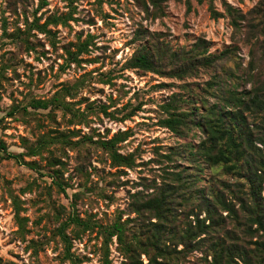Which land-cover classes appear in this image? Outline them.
Masks as SVG:
<instances>
[{
  "label": "rangeland",
  "instance_id": "obj_1",
  "mask_svg": "<svg viewBox=\"0 0 264 264\" xmlns=\"http://www.w3.org/2000/svg\"><path fill=\"white\" fill-rule=\"evenodd\" d=\"M159 1L165 15L152 18L136 0H0V142L20 155L6 158L0 151V264H71L58 229L73 215L91 222L89 228L73 223L66 228L77 264H105L106 260L111 264H154L151 255L155 248L148 241L153 240L154 224L160 225V221L136 208L139 201L173 183L170 173L176 172L194 180L176 184L167 196L173 213H167L169 220L162 229L166 241L160 242L157 262L213 263L204 250L173 242L168 228L194 227L197 216L209 223L202 202L188 199L186 181L204 188L218 179L230 180L231 175L223 166H210L203 157L190 154L204 139L199 128L191 126L181 135L161 123L168 117L165 105L174 95L185 100L180 111L198 107L200 114L216 103L215 98L196 90L213 71L180 80L131 68L128 63L145 44V39L135 38L145 29L159 34L173 49H191L199 37L210 41L209 51L214 54L236 47L235 58L227 67L240 77L239 84H234L240 89L251 87L247 77L257 69H251V46L233 41V27L226 15L213 19L207 2L190 0L192 10L187 12L186 0ZM226 1L246 13L259 0ZM215 5L223 11L220 0ZM148 6L153 7L149 2ZM69 11L73 18L68 25L48 26L51 36L30 27ZM89 35L88 50L79 56V63L71 62L67 50L76 51ZM67 86H75L73 94L62 92ZM56 95L71 104V112L50 104L47 108L31 105L33 99L49 101ZM15 105L26 111L21 108L10 115ZM121 132L127 136L116 144V150L133 155L130 166L114 162L100 143ZM45 138L47 144L32 154ZM173 153L172 161L164 156ZM15 199L22 207L20 215L27 219L24 230L16 219ZM223 217L232 218L227 212ZM116 221L126 227V242L141 243L133 261L117 237L105 241L102 227ZM240 227L228 222L232 233L221 235L226 237V246L238 243L241 250L232 249L236 252L227 264H264V240ZM205 236L192 243L207 244L202 241Z\"/></svg>",
  "mask_w": 264,
  "mask_h": 264
},
{
  "label": "trees",
  "instance_id": "obj_2",
  "mask_svg": "<svg viewBox=\"0 0 264 264\" xmlns=\"http://www.w3.org/2000/svg\"><path fill=\"white\" fill-rule=\"evenodd\" d=\"M136 1L152 18L165 15L164 6L159 0ZM197 1L199 4L204 2L209 4L208 9L213 19L226 15L233 27V41H244L251 46L250 65L251 69H257V71L248 74L247 82L251 83L250 88L240 89L239 86H234V84H239L237 80L240 77L231 67H227L228 62L235 58L233 53L236 47L227 48L214 54L209 51L210 41L204 37H199L191 49H173L159 34L150 33L145 29L139 30L135 38L145 39L146 42L135 51L128 65L131 68H140L180 80L198 77L201 72L207 70L213 71L210 79L203 84L196 85V90L218 101L199 114L198 107L180 111L178 107L185 100L174 95L165 105L168 117L161 123L172 132L181 135L185 134V129H191V126L199 128L204 139L197 147V151L191 150L190 154H198L210 166H223L226 172L231 175V179H218L204 188H198L195 181H191V183L186 181L188 182L185 183V188L189 192L188 199L202 202V210L207 213L209 223L206 224V219L200 220L197 216L198 223L194 227L190 226L176 231L168 228V230H172L173 242L181 243L185 248L190 245L194 247V250H204L207 255L212 256V264H227L233 258V252H236L232 249L237 246V250H240L238 243L226 246V237L225 235L221 236L232 233L227 228L228 222L234 223V225L241 224L240 228L243 232L247 230L251 235H256L264 240V0H259L246 13L226 0H220L223 11L217 9L215 5L217 0ZM44 2L47 4V1ZM148 2L153 6L152 9L148 6ZM186 9L187 12L192 10L190 0H186ZM72 18V11H69L66 14L52 15L45 23L36 21L30 27L51 36L53 33L48 28L50 24L66 26ZM90 37L89 35V39L80 42L76 51L67 50L71 62H80L79 56L88 50ZM52 39L55 42L54 36ZM74 88L75 86H67L63 88L62 92L71 95ZM190 88L189 91L192 94L195 93L194 88ZM205 102L206 99H204ZM49 104L54 107L61 106L69 112L72 110L71 104L62 101L60 95H56L49 101L41 99L31 101L34 108H47ZM21 108L26 111L25 107L15 105L9 114L13 115ZM102 108L106 112V108L104 106ZM132 112H129L127 116H130ZM256 122H259V125H255ZM126 136L127 132H121L100 143L104 149L111 152L114 162L130 166L133 163V155L124 156L116 150V144L124 141ZM42 141L37 149L31 150L32 154H36L47 144L46 138ZM0 151L6 153V158L18 159L20 157V155L9 151L3 142H0ZM164 156L172 161L175 154ZM197 168L195 167L193 170L195 171ZM170 174L174 176L170 180L173 183H168V186L163 187L159 194L150 196L142 202L139 201V206L136 208L138 212H148L160 221V225H157V222L154 224L157 231L152 234L153 240L148 241L155 248L154 255H151V261L154 264H163L157 262V249L161 250L160 242L166 241L163 238L162 229H165V220L166 222L169 220L167 213H173V206L170 204L171 201L168 202L167 196L171 194L176 184H184V180H194L192 176L181 177L180 172ZM191 177L192 179H190ZM57 184L63 188L60 180L57 181ZM15 207L16 219L20 229L24 230L27 219L20 215L22 207L16 199ZM224 212H227L232 218L223 217ZM70 223L89 228L91 222L81 219L78 215H73L58 229V234L66 244V258L71 261V264H77V258L70 251L71 241L66 233V228ZM254 226L256 227L253 229ZM101 231L106 242L117 237L118 242L125 250V255L131 261L135 259V253L141 243L134 246V244L126 242V227L123 223L116 221L108 227H102ZM203 234L206 236L200 240L207 241V244H199V241L192 243ZM142 242L143 246L146 245L144 241ZM145 250L149 253L147 249ZM165 253H159L161 258H164ZM244 254H248V252L244 250ZM105 264L111 263L106 260Z\"/></svg>",
  "mask_w": 264,
  "mask_h": 264
}]
</instances>
